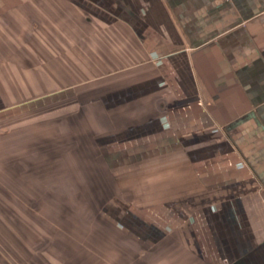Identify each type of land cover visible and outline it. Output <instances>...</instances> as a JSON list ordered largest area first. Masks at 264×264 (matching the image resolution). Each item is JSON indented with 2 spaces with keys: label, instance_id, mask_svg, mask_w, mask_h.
<instances>
[{
  "label": "crops",
  "instance_id": "0c3cea01",
  "mask_svg": "<svg viewBox=\"0 0 264 264\" xmlns=\"http://www.w3.org/2000/svg\"><path fill=\"white\" fill-rule=\"evenodd\" d=\"M51 226L57 264H264V0H0V264Z\"/></svg>",
  "mask_w": 264,
  "mask_h": 264
},
{
  "label": "rangeland",
  "instance_id": "374dc122",
  "mask_svg": "<svg viewBox=\"0 0 264 264\" xmlns=\"http://www.w3.org/2000/svg\"><path fill=\"white\" fill-rule=\"evenodd\" d=\"M46 109H47V111H46ZM48 107H45V108H42V109H40V113H47L48 115H50V113H52V111H48ZM54 113H56L55 112V110H54ZM46 114V115H47ZM59 215V214H58ZM57 220H59L60 222H62V223H64L66 226H68V229L72 232V234H73V232H75L76 233V229H77V221L76 220H74V219H61V218H58ZM42 222H46L45 220H40V223H42ZM51 225V224H50ZM99 225V227H101V229L102 230H107L108 231V235H109V230L107 229L108 227V225H106L105 223H101V224H98ZM52 227V231H53V239H52V242L54 243V246H52V245H48L47 246V249H51L50 251H53V254H54V258H52L53 260V263H59L60 262V258L59 257H61V250H60V247H56V244L57 243H59L60 244V231H59V229H57V227L56 226H51ZM43 238H44V236L42 235V236H40L39 237V239L41 240V241H43ZM42 247H43V245H42ZM38 258H39V256H38ZM43 258V257H42ZM44 259V258H43ZM38 263H40V261L38 260Z\"/></svg>",
  "mask_w": 264,
  "mask_h": 264
}]
</instances>
